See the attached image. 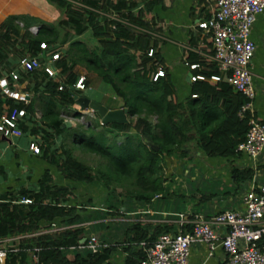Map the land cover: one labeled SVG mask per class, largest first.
<instances>
[{
	"label": "trees",
	"instance_id": "1",
	"mask_svg": "<svg viewBox=\"0 0 264 264\" xmlns=\"http://www.w3.org/2000/svg\"><path fill=\"white\" fill-rule=\"evenodd\" d=\"M47 2L63 16L56 24L27 15H12L0 23V78L16 70L25 55L46 62L50 51L59 53L54 61L58 76L49 78L43 70L20 72L19 83L25 84L32 99L22 104L0 95V108L6 105L10 114L25 109L20 125L23 134L31 132L28 122L39 109L44 128L33 130L41 134V157L56 168L66 185L58 184L46 171L36 188L9 190L0 196V242L12 239L16 249L7 253L4 264H112L110 255L117 249L125 254L124 264H140L145 246L158 235L170 233L169 226L152 228L139 219L126 227L121 241L97 253L76 254L71 260L62 254L76 247L84 235L81 210L72 203V185L97 182L113 193L120 188L124 199L150 202L165 190L166 160L188 159L193 149L208 158L226 160L239 155L236 149L245 141L249 120L254 119L249 112L240 111L251 101L222 80L212 82L211 77L220 76L215 64L194 52L187 53L186 62L197 64L191 73L204 80L192 82L189 95L178 98L160 51L164 28L153 14L157 7L165 8V0ZM33 26L39 27L36 34L29 31ZM86 31L95 43L92 48L78 39ZM62 37L68 44L58 52ZM41 43H45V51L40 49ZM159 70L163 76H157ZM87 74L108 86L111 96L120 101L119 107L127 109V124L101 125L95 113L94 124L84 128L63 123L61 109L75 105L70 88L81 76L87 89L91 88L93 82ZM146 136L157 151L145 143ZM67 137L75 148L102 159L105 165L94 169L75 157L72 147L61 144ZM253 176V168L232 171L237 184ZM116 211L110 215L120 217L119 209Z\"/></svg>",
	"mask_w": 264,
	"mask_h": 264
},
{
	"label": "crops",
	"instance_id": "2",
	"mask_svg": "<svg viewBox=\"0 0 264 264\" xmlns=\"http://www.w3.org/2000/svg\"><path fill=\"white\" fill-rule=\"evenodd\" d=\"M39 1L41 0H0V23L12 15L34 16L50 22L49 15H45V8ZM164 3L165 8L157 7L153 13L164 28L160 36L164 44H160V51L174 84L181 87V93L177 88V95L185 98L189 95L191 84L190 78L187 81L190 71L184 64L187 53L194 52L208 61L211 55L210 38L197 28V23L210 14L211 7L207 0H165ZM250 40L255 48L250 65L255 95L247 112L255 120L264 123V13L257 16L251 29ZM23 86L20 85L19 88ZM112 99L115 100L114 97ZM110 102L112 105L111 100ZM119 106L112 105L109 108L120 109ZM75 108L78 109V106L72 107V109ZM41 117L39 109H36L34 118L27 125L29 130L32 129L31 132H25L19 138L0 137V196L9 190L36 188L38 181L46 171L50 172L58 184L66 185L55 167L48 165L41 154L34 155L29 149V143L35 142L41 150V134H35L33 130L35 127L44 128ZM191 155L185 160H166L165 190L150 202L124 198L121 200L116 195L117 198L112 196L116 193L104 188L106 195L102 200L103 206H108L107 209L113 211L119 209L120 218L114 219L115 217L109 215L110 210L106 213V210L96 207L100 203L95 202V197L93 199L88 197V205L86 204L88 209L86 208V212L82 213L79 211L80 225L84 230L82 239L94 235L103 246L119 242L123 238L126 227L139 219L146 224H151L152 228L167 225L171 232L189 231L191 230L189 218L193 215L210 217L223 210H242L241 197L248 188V182L240 184L234 182L232 171L235 168H253V178L258 181L264 180V147L255 160L242 153L226 160L204 157L199 153L194 155L191 153ZM73 195L76 201H79L76 189ZM107 201L111 202L107 203ZM179 202L182 203L181 207ZM180 215L184 216V226L181 224L183 220H180ZM217 232L220 236L225 233L223 230ZM4 242L7 243L6 240L2 241L0 248ZM88 253L90 252L87 250L69 248L62 251V254L69 260L76 254L85 256ZM223 259L224 254L219 242L215 243L212 250H209L207 244L199 243L191 246L188 263L223 264ZM32 260L35 259L32 257ZM109 261L112 264H124L125 254L117 249L111 253Z\"/></svg>",
	"mask_w": 264,
	"mask_h": 264
},
{
	"label": "built area",
	"instance_id": "3",
	"mask_svg": "<svg viewBox=\"0 0 264 264\" xmlns=\"http://www.w3.org/2000/svg\"><path fill=\"white\" fill-rule=\"evenodd\" d=\"M207 2L211 7L210 14L197 23V28L210 38L209 61L215 64L220 74L211 77L210 80L212 82L222 80L234 91L240 92L252 101L255 93L250 65L255 48L250 40V33L257 16L264 13V0H207ZM38 28L33 26L29 31L36 34ZM39 47L42 51L46 50L45 43H41ZM48 56L50 57L46 62H42L37 56L22 57L16 70L0 78V95L6 100L28 104L31 94L24 90V83H19L20 72L43 70L49 78H56L59 69L54 66V61L59 53L50 52ZM184 64L190 73L199 67L197 64L189 65L186 61ZM157 76H163V71L159 70ZM197 80L204 78L191 73L190 83ZM20 85L24 86L19 88ZM72 88L74 91L84 92L87 89L84 77L78 78ZM59 90H62V85ZM250 104L251 102L244 104L240 113L247 111ZM25 116L24 108L15 109L10 114L7 106L3 105L0 108V137H21L23 132L20 125ZM248 124L245 141L238 145L236 151L255 160L264 147V123L251 119ZM29 149L34 155L41 152L35 142L29 143ZM253 177L248 181V188L241 197L242 210H223L210 217L193 215L189 218L191 230L160 234L150 246H145V257L140 264H189L192 245L205 243L209 250H212L216 242H219L224 254L223 264H264V180L258 181ZM77 208L80 209L79 206ZM180 220H183L181 224L184 226L183 215H180ZM218 230L225 231L224 235L220 236ZM6 241L7 243L4 242L0 248L1 263L5 261L9 251H16L12 245L15 241L9 239ZM106 246L92 235L81 239L76 247L69 249L87 250L94 254Z\"/></svg>",
	"mask_w": 264,
	"mask_h": 264
},
{
	"label": "rangeland",
	"instance_id": "4",
	"mask_svg": "<svg viewBox=\"0 0 264 264\" xmlns=\"http://www.w3.org/2000/svg\"><path fill=\"white\" fill-rule=\"evenodd\" d=\"M39 3L41 4V6H43L45 8L44 13H45V15H49L50 18H48V20L50 22L56 24L58 22V20L61 17H63L61 12L58 11L49 2H47V0H41V1H39ZM61 34H62V32H61ZM71 35H73V32H71ZM74 36L71 37L72 40L75 38ZM78 39H80L83 42H85L86 45L89 46L90 48H92L93 44H95L94 41H92L88 37L87 31L85 33H82V35H80V37ZM61 41L63 42V44H60V46H58L60 48V50H58V52H63V50L66 49L67 44H68V40L64 39L63 37L61 38ZM61 55H62V53H61ZM80 71H82V73L84 75H86L84 70H80ZM88 78L90 80H92L93 83H91L90 86H89V87H91L90 90H85L83 92V95L85 97L87 96L89 99H92V100H94L96 102H100V103L104 104L107 107L112 106V105L113 106H117V105L119 106L120 105V101L118 99H115V100L112 99L111 91H110V88L108 86H106L105 84L100 83V81L95 79L94 76L88 75ZM176 87L179 89V93H181L180 92L181 91L180 85H176ZM180 97L178 96L179 99L183 98V97H181V98ZM110 100L112 101V105H111ZM61 110L62 111H60V116H61V118L63 120V123L67 127H71V128H75L76 129L78 127L84 128L85 126H88L90 124H94L93 122H94V116L95 115L89 109H86L83 112H80L79 108L78 109L77 108H75V109L71 108L69 110L61 109ZM77 114H79V116H77ZM63 141H61V144H63V145L66 144L67 146L72 147L74 156L77 157L78 159H80L81 161H83L85 164L91 166L94 169L97 168L99 165H102V164H103V166L105 165V162L102 159H100V158H98V157H96L94 155L85 153L82 150H79V149L75 148L76 145L73 144V142L71 141V138L67 137ZM56 142L60 143L58 140H56ZM192 151H193L192 152L193 154H196V151L194 149ZM72 186H74V189L77 190V193L79 195V201L78 200L76 201V198H74L72 200L73 204H76L77 206L82 208V207H85L86 204L88 203V200H87L88 197H91L92 199L95 197L96 198V199H94L95 202H99L100 205L96 206L95 202H94V205L96 207H98V208L106 210V213H107V210H108L107 207L108 206L105 207L102 204V200H103V198L106 195V190H104V186H101V184H99L97 182H95V183H93L91 185H87V186H85L83 184L82 185L81 184H77V185H72ZM120 192H122V191L120 190V188H118V189H116V192H115L116 194H112V196H114L115 198L118 197V198H120L122 200L123 197H121L119 195ZM178 198H181V199L184 198L186 200L188 199L186 197H178ZM82 199H83V201H80ZM125 199L131 200L129 198H125ZM110 202L111 201H107V203H110ZM112 204H114V203H112ZM115 204H118V203L115 202ZM90 205H92V204H90ZM179 206L180 207L182 206L181 202H179ZM79 210H81V213L82 212H86V209L85 210L79 209ZM109 212H112V213H109V215L114 213L113 210L112 211L110 210ZM117 218H120V217L115 216L114 219H117Z\"/></svg>",
	"mask_w": 264,
	"mask_h": 264
},
{
	"label": "water",
	"instance_id": "5",
	"mask_svg": "<svg viewBox=\"0 0 264 264\" xmlns=\"http://www.w3.org/2000/svg\"><path fill=\"white\" fill-rule=\"evenodd\" d=\"M191 73L187 77V81L190 78ZM69 95L72 96L74 104L78 106L80 112L85 111L86 109L91 110L95 113L100 121L101 125H108L112 123L116 124H127L128 123V114L126 108L110 110L104 105L93 101L82 94H77L71 87L69 90ZM145 143L150 146L153 150L157 151L158 147L152 142L149 136H146Z\"/></svg>",
	"mask_w": 264,
	"mask_h": 264
}]
</instances>
